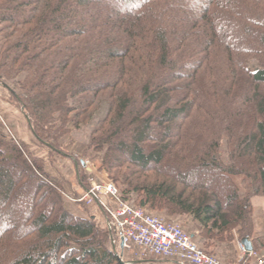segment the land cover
I'll list each match as a JSON object with an SVG mask.
<instances>
[{
    "label": "trees",
    "instance_id": "1",
    "mask_svg": "<svg viewBox=\"0 0 264 264\" xmlns=\"http://www.w3.org/2000/svg\"><path fill=\"white\" fill-rule=\"evenodd\" d=\"M0 41V85L84 191L91 150L121 201L196 222L195 242L262 248L264 0H0ZM86 125L69 154L62 138ZM64 196L41 157L0 136V264L137 263Z\"/></svg>",
    "mask_w": 264,
    "mask_h": 264
},
{
    "label": "rangeland",
    "instance_id": "2",
    "mask_svg": "<svg viewBox=\"0 0 264 264\" xmlns=\"http://www.w3.org/2000/svg\"><path fill=\"white\" fill-rule=\"evenodd\" d=\"M10 89H15V87L12 84L7 85ZM6 91V90H5ZM7 92L6 102L10 105V108L12 110L17 111L21 115L19 118H14L12 120V124L7 125L8 128H3L2 121L0 123V136L4 137L5 139L15 138L16 140L20 141L25 147L34 155L41 157L45 163V170L52 176H55L59 180L62 181V186L65 193V205L69 209H71L73 212L78 213L82 216L89 217L90 215L94 216L96 218V221L98 222L99 226L102 229H105L109 232L110 240L107 241V247L110 248L112 251H115V253L118 255L117 257L120 258L124 262H137L136 264H176L172 262L170 259L166 258H160V257H154L151 255L148 256H140L137 253V249L134 247L130 251L126 250H119L114 244H111L112 240V232H110L106 227V221L107 216L105 215L104 210L99 208L97 203L99 200H102L104 203L108 202V200L103 196H99L97 201L91 202L90 204H87L84 201H80L79 199L84 195L85 191L80 186L78 182V174L76 171V165L70 158H64L57 154H51L48 155L46 152V149L42 147L38 141L34 138L32 132L30 131L27 121L25 119V116L21 113V111L16 107V105L13 103L10 97V92ZM5 125V126H6ZM91 130V125L86 126H80L78 129H73L68 135L64 136L61 140V146L65 151H67L71 155H80L82 151L86 148L88 144L89 139V133ZM88 151V150H87ZM86 151V152H87ZM223 151V158L226 160V152H225V146L222 148ZM88 157H81L83 158V161L85 162L86 170H87V180H86V188L88 189L90 187V183H101L110 181L112 182L118 189H120V184L112 181L109 179L106 173L99 171L96 166L94 165V161L91 160L92 155L94 153L90 150L86 153ZM97 157V156H95ZM89 168V169H88ZM16 171H13V175H16ZM98 174H102V178L100 179L98 177ZM235 181L237 184H240L239 178H235ZM79 194V195H78ZM81 194V196H80ZM77 195V196H76ZM153 214L162 216L161 213L153 212ZM163 217V216H162ZM167 218V217H165ZM174 220H176L183 229L188 232L192 229L190 223L186 222V220H183L179 217H173ZM189 229V230H188ZM254 237H262V235H254ZM229 243V251L231 250V247H234L236 249L233 256V262L232 264H261L264 262V241L263 246L258 251H249L247 253L243 252L240 247V240L234 239L233 241H226ZM200 248L206 249L203 245H200L197 243ZM208 251V250H206ZM210 252V251H209ZM211 254H214L210 252ZM215 255V254H214ZM216 256V255H215ZM218 259V258H217ZM219 260V259H218ZM221 263V262H220ZM222 264V263H221Z\"/></svg>",
    "mask_w": 264,
    "mask_h": 264
},
{
    "label": "built area",
    "instance_id": "3",
    "mask_svg": "<svg viewBox=\"0 0 264 264\" xmlns=\"http://www.w3.org/2000/svg\"><path fill=\"white\" fill-rule=\"evenodd\" d=\"M99 196L108 198L105 203L99 200L98 206L106 213V227L113 235L111 243H117L121 251L135 247L142 257L166 258L176 264H221L216 256L200 248L177 221L161 219L121 201L118 188L110 181L90 183L79 200L90 204ZM239 247L247 253L242 244Z\"/></svg>",
    "mask_w": 264,
    "mask_h": 264
},
{
    "label": "crops",
    "instance_id": "4",
    "mask_svg": "<svg viewBox=\"0 0 264 264\" xmlns=\"http://www.w3.org/2000/svg\"><path fill=\"white\" fill-rule=\"evenodd\" d=\"M0 46H1V41H0ZM8 88L9 87L5 85H0V123L2 121L3 128L4 127L8 128L7 125L11 126L12 120L14 118H17L18 117L17 115L19 114L17 111L12 110V108H10V105L7 104L6 102V97H7L6 91H9ZM20 116L21 115H19V117ZM98 177L101 179L102 174L101 175L98 174ZM105 198L108 200L107 197ZM250 202H251V216L253 219V233L254 235L264 236V198L261 196H253L250 199ZM190 225L192 229L191 230L188 229L189 233L191 236H194L196 232L195 227L197 224L196 222L190 221ZM195 239L197 243H199L200 245H203L206 248V250L214 253L222 264L234 263L232 254L234 255L236 249L234 247H231L232 251H229L228 242L211 241V242L204 243V242H201L198 237H195Z\"/></svg>",
    "mask_w": 264,
    "mask_h": 264
},
{
    "label": "water",
    "instance_id": "5",
    "mask_svg": "<svg viewBox=\"0 0 264 264\" xmlns=\"http://www.w3.org/2000/svg\"><path fill=\"white\" fill-rule=\"evenodd\" d=\"M240 243L244 245V248H245L246 251H252L253 250L251 242H250V240L248 238H242L240 240Z\"/></svg>",
    "mask_w": 264,
    "mask_h": 264
}]
</instances>
